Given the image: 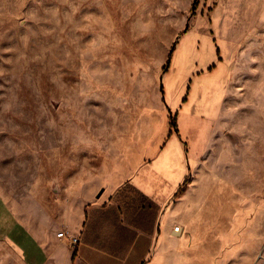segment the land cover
Returning a JSON list of instances; mask_svg holds the SVG:
<instances>
[{"label": "rangeland", "instance_id": "1", "mask_svg": "<svg viewBox=\"0 0 264 264\" xmlns=\"http://www.w3.org/2000/svg\"><path fill=\"white\" fill-rule=\"evenodd\" d=\"M128 186L156 264H264V0H0L1 235Z\"/></svg>", "mask_w": 264, "mask_h": 264}, {"label": "crops", "instance_id": "2", "mask_svg": "<svg viewBox=\"0 0 264 264\" xmlns=\"http://www.w3.org/2000/svg\"><path fill=\"white\" fill-rule=\"evenodd\" d=\"M151 201L157 204L156 201ZM104 204L96 203L88 208L87 212L118 206L111 201ZM69 213L68 209L64 210L62 216H65L66 221L54 228L51 224L54 220L43 219V216H38L34 227L31 221L19 222L8 214L15 222L9 228L15 225V230L8 232L7 235L0 233V264H156L159 259L156 243L157 238L161 236L157 224L160 209L151 233L127 226L129 229L125 232L129 237L127 243L117 242V238L125 235L122 233L124 231L116 228L93 230L83 239L85 215L83 214L73 227L69 222ZM62 230L66 235L77 237L79 243L75 247L69 246L65 237L57 236Z\"/></svg>", "mask_w": 264, "mask_h": 264}, {"label": "trees", "instance_id": "3", "mask_svg": "<svg viewBox=\"0 0 264 264\" xmlns=\"http://www.w3.org/2000/svg\"><path fill=\"white\" fill-rule=\"evenodd\" d=\"M128 187L131 197L127 198L124 195L121 198L119 197V192L116 195L115 202L118 205L117 207L111 206L104 209L90 210L85 213L86 224L83 239L84 237L86 238L87 233L90 231L114 230L116 228V230L124 231L122 233L125 235L117 238V242L124 241L127 243L129 240V237L125 234L126 231H129L127 226L145 233L152 232L159 211L158 205L145 198L132 186Z\"/></svg>", "mask_w": 264, "mask_h": 264}, {"label": "built area", "instance_id": "4", "mask_svg": "<svg viewBox=\"0 0 264 264\" xmlns=\"http://www.w3.org/2000/svg\"><path fill=\"white\" fill-rule=\"evenodd\" d=\"M179 230H180L179 227H174L173 229L174 232H179ZM57 236L60 238L65 237L68 242V245L71 247H75L79 243V239L77 237L72 236V235L67 236L63 231L59 232Z\"/></svg>", "mask_w": 264, "mask_h": 264}, {"label": "bare ground", "instance_id": "5", "mask_svg": "<svg viewBox=\"0 0 264 264\" xmlns=\"http://www.w3.org/2000/svg\"><path fill=\"white\" fill-rule=\"evenodd\" d=\"M21 217V216H20Z\"/></svg>", "mask_w": 264, "mask_h": 264}]
</instances>
